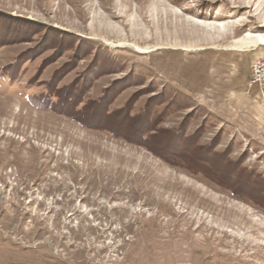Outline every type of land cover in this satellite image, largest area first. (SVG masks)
I'll return each instance as SVG.
<instances>
[{"label": "rangeland", "instance_id": "1", "mask_svg": "<svg viewBox=\"0 0 264 264\" xmlns=\"http://www.w3.org/2000/svg\"><path fill=\"white\" fill-rule=\"evenodd\" d=\"M264 0H0V264H264Z\"/></svg>", "mask_w": 264, "mask_h": 264}, {"label": "built area", "instance_id": "2", "mask_svg": "<svg viewBox=\"0 0 264 264\" xmlns=\"http://www.w3.org/2000/svg\"><path fill=\"white\" fill-rule=\"evenodd\" d=\"M264 85V53L252 64V76L249 82L250 87Z\"/></svg>", "mask_w": 264, "mask_h": 264}, {"label": "bare ground", "instance_id": "3", "mask_svg": "<svg viewBox=\"0 0 264 264\" xmlns=\"http://www.w3.org/2000/svg\"><path fill=\"white\" fill-rule=\"evenodd\" d=\"M261 44H264V37H261Z\"/></svg>", "mask_w": 264, "mask_h": 264}]
</instances>
